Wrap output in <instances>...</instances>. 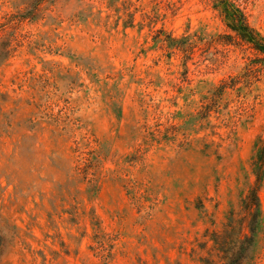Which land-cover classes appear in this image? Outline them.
<instances>
[{"label":"rangeland","instance_id":"1","mask_svg":"<svg viewBox=\"0 0 264 264\" xmlns=\"http://www.w3.org/2000/svg\"><path fill=\"white\" fill-rule=\"evenodd\" d=\"M33 1L0 0V264H220L247 234L264 66L242 76L255 55L224 44L215 0H50L19 20ZM233 1L264 38V0ZM258 196L245 264H264Z\"/></svg>","mask_w":264,"mask_h":264},{"label":"trees","instance_id":"2","mask_svg":"<svg viewBox=\"0 0 264 264\" xmlns=\"http://www.w3.org/2000/svg\"><path fill=\"white\" fill-rule=\"evenodd\" d=\"M50 0H34V5L29 8L24 14L20 15L19 20H32L35 19L37 13V6L41 2ZM214 9L218 11L219 16L224 23L226 30L233 35L219 36L225 39V45H232V41L236 39L241 44L246 45L249 50L253 51L255 59L248 60L244 68L245 79L251 75L259 74L264 66V38L255 32L249 25L244 13L233 0H215ZM6 25V24H5ZM5 25H2L5 27ZM0 26V28H2ZM168 41L173 42V39L168 38ZM170 44V43H169ZM12 51L9 47L3 48L0 54L2 60H6ZM221 89L229 88L226 82L222 81ZM252 173L255 178L254 186L249 190L248 195L242 201L243 204V225H240V232L245 229L247 234L243 235V239L239 240L234 247L227 251L228 239L224 238L222 247L217 249L219 254L220 264H245L247 258V248H250L254 243V238L259 229H261V217L258 191L260 185L264 182V139L258 140L255 145L254 153L251 159ZM230 226L228 229H232ZM217 246L218 243L213 241ZM101 260H106L104 255H101Z\"/></svg>","mask_w":264,"mask_h":264}]
</instances>
